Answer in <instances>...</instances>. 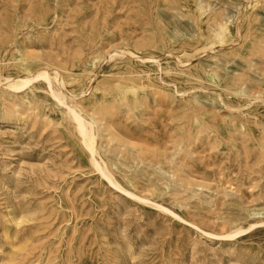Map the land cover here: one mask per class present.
<instances>
[{
    "label": "rangeland",
    "instance_id": "rangeland-1",
    "mask_svg": "<svg viewBox=\"0 0 264 264\" xmlns=\"http://www.w3.org/2000/svg\"><path fill=\"white\" fill-rule=\"evenodd\" d=\"M5 53L0 264H264V0H0Z\"/></svg>",
    "mask_w": 264,
    "mask_h": 264
},
{
    "label": "bare ground",
    "instance_id": "bare-ground-1",
    "mask_svg": "<svg viewBox=\"0 0 264 264\" xmlns=\"http://www.w3.org/2000/svg\"><path fill=\"white\" fill-rule=\"evenodd\" d=\"M39 11L38 12H36V14H38L39 15V17L40 18H37L38 20L39 19H41L42 21H43V19L48 15V13L45 11V10H43L42 8L41 9H38ZM27 19H29V17L27 18ZM51 26H52V24H50ZM50 26V27H51ZM48 30V29H47ZM12 35V34H11ZM15 40H17L16 38L14 39V43H15ZM13 43V44H14ZM10 48V47H9ZM8 50V49H7ZM6 52V51H5ZM6 53H5V55L3 56V58H1L0 59V61H5V57H6ZM132 55H134V54H132ZM41 61V60H40ZM25 62V61H24ZM27 63V62H26ZM3 67H4V65H3ZM46 67V66H45ZM22 68H26V64H24L23 65V67ZM41 68H43V67H41ZM1 71H3V70H1ZM38 71H41V70H38ZM43 72V71H42ZM39 74H31V75H29V76H25V77H20V81L19 82H14L12 85H10V88L12 87V89H23L24 87H26L27 85H29L30 83H32L33 81H35V80H37V79H39V78H45L44 77V75H42V74H40L41 72H38ZM37 75V76H36ZM1 77H3V75L1 74L0 75ZM57 77V76H56ZM4 78V77H3ZM9 78V77H8ZM11 78V77H10ZM13 78V77H12ZM19 78V77H18ZM18 78H16V80L18 79ZM126 78V77H125ZM125 78H123L122 80H120V81H122L123 82V84H121V86H120V88L118 89V91L117 92H119V93H124L125 95L126 94H128V92H129V88H127L126 87V84H128L129 82H131V80H127V79H125ZM2 79V78H1ZM7 79V78H6ZM5 79V80H6ZM8 81H10V79H8ZM12 81V80H11ZM10 81V82H11ZM7 82V81H6ZM2 83V85H4L5 84V81H4V83L3 82H0V84ZM125 84V85H124ZM9 85V84H8ZM8 85H6V86H8ZM9 87V86H8ZM131 90H133V88H130V91ZM133 95H135V93H136V91H132L131 92ZM127 96V95H126ZM126 99V98H125ZM80 121V120H79ZM81 122V121H80ZM82 123V122H81ZM82 125H84V123L83 124H81V126ZM84 127V131H85V125L83 126ZM83 127H80V123H79V131L81 130V133H82V136H84V134L86 133V132H82V129H83ZM82 128V129H81ZM86 130H88V129H86ZM84 133V134H83ZM88 133H90V132H88ZM85 139H83V141H84ZM91 140V139H90ZM93 140V139H92ZM92 140H91V142L89 141V147L91 148L92 147V145H91V143H92ZM93 144V143H92ZM86 145H87V142H86ZM94 148V147H93Z\"/></svg>",
    "mask_w": 264,
    "mask_h": 264
}]
</instances>
